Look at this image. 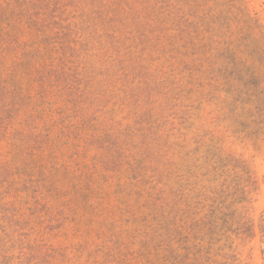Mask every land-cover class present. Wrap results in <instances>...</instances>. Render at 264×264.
<instances>
[{
    "label": "rangeland",
    "instance_id": "rangeland-1",
    "mask_svg": "<svg viewBox=\"0 0 264 264\" xmlns=\"http://www.w3.org/2000/svg\"><path fill=\"white\" fill-rule=\"evenodd\" d=\"M0 264H264V0H0Z\"/></svg>",
    "mask_w": 264,
    "mask_h": 264
}]
</instances>
